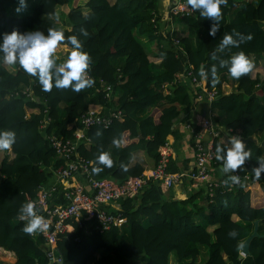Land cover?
<instances>
[{"label":"trees","instance_id":"trees-1","mask_svg":"<svg viewBox=\"0 0 264 264\" xmlns=\"http://www.w3.org/2000/svg\"><path fill=\"white\" fill-rule=\"evenodd\" d=\"M29 1L31 10L19 15L14 11L18 0H0V35L14 29L46 34L56 28L65 37L77 36L90 56L87 75L94 84L80 92L55 87L45 92L35 77L18 66L0 63V130L16 134L12 149L0 151V248L14 254L15 264H47L41 238L24 233L25 223L19 217L21 206L35 199L50 178L45 170L59 174L66 168L49 137L73 139L75 131L83 128L78 123L82 115L118 110L121 115L112 118L107 128L85 130L86 141L78 154L90 163L88 170L96 178L123 182L145 176L148 166L136 162L135 156L144 153L156 163L159 149L174 134V125L189 121L194 107L189 86L175 83L186 70L191 69L207 89L217 91L210 106L215 123L234 136L255 140L246 144L251 152L247 168L255 178L252 170L264 159V0H227L221 6L220 31L215 37L208 35L212 21L192 10L179 19L186 26L185 36L172 35L178 40L175 53L163 48L164 44L172 48V41L160 32L157 0H82L80 6L76 2L81 0ZM59 9L61 18L56 16ZM81 29L87 36L81 35ZM233 32L251 39L218 52L222 37ZM64 49L58 64L71 49L63 45L56 49ZM241 51L260 70L255 72L254 66L234 79L219 61ZM214 65L215 78L211 75ZM201 68L208 73L207 79L199 75ZM225 82L233 88L230 95L221 90ZM102 83L112 88L110 101ZM45 120L47 125L41 129ZM125 133L130 143L122 146ZM227 140L223 136L214 147L225 146ZM104 152L110 154L111 167L95 163ZM94 167L103 171L94 174ZM168 170L183 169L171 160ZM229 176L223 178L226 184L231 183ZM257 182L250 187L242 182L230 192L218 189L211 199L200 190L185 200L175 198L172 189L163 191L148 182L136 200H121L120 209L111 211L125 220L121 227L95 231L85 223L81 227L74 223L73 231L54 247L63 264H264V174ZM59 197L60 189L51 199L54 204H62ZM256 221L259 237L250 243L249 254L242 256L239 244L252 234Z\"/></svg>","mask_w":264,"mask_h":264},{"label":"built area","instance_id":"built-area-1","mask_svg":"<svg viewBox=\"0 0 264 264\" xmlns=\"http://www.w3.org/2000/svg\"><path fill=\"white\" fill-rule=\"evenodd\" d=\"M172 7L170 13L173 16L181 15V17H184L192 14L188 4L181 2V0H173ZM177 46L178 40L173 39V53H175ZM175 83L180 86H189V96L194 105L204 104L209 107L207 116L205 115L200 123V130L195 132L194 135V167L190 171L169 172L172 152L166 144L159 149V160L145 176L128 178L123 182L94 177L88 170L90 163L81 159L77 155V150L80 144L86 141L84 134L86 129L93 126L107 128L112 118L121 115L120 111L115 109H110L107 113L101 115L94 111L82 115L78 123L83 128H78L75 131L73 139L49 137L57 159L63 161L66 168L57 175L58 186H41L36 193V198L27 200V203H35L37 214L44 217L47 224L46 228L34 234H29L32 239L41 238V247L47 264H63V259L55 249L54 243L68 233V227H72L74 223L79 227L86 222L93 223L90 229L95 231L121 227L125 220L117 213H112L108 209V205L124 199L135 200L148 182L156 184L163 191H169L183 183H187L191 193L202 190L204 195L208 196V199H211L218 189L225 190L227 188L226 191L230 192L234 186L240 185L242 182L249 183L247 187L258 184L256 178H253L248 170L247 162L242 166V169L232 173L239 177L238 183L226 184L223 179H213V169H216L218 163H221L215 158L214 142L223 136H229L231 133V130L219 127L213 120L210 106L218 95L217 91L207 89L205 82L196 78L191 69L179 74ZM101 86L110 101L112 96L111 86L104 83ZM165 87V89L168 88V86ZM46 125L47 121L45 120L41 125V129ZM76 176L81 177L85 184H78L74 179ZM58 189H60L58 199L62 201V204H54L51 200ZM19 220L25 224L27 223V219H21V216Z\"/></svg>","mask_w":264,"mask_h":264},{"label":"clouds","instance_id":"clouds-1","mask_svg":"<svg viewBox=\"0 0 264 264\" xmlns=\"http://www.w3.org/2000/svg\"><path fill=\"white\" fill-rule=\"evenodd\" d=\"M189 8L198 11L201 18L210 19L212 24L209 27L208 35L215 37L220 31L219 24L222 19L221 6L227 4V0H187ZM18 7L14 10L17 14L26 10L28 0H18ZM81 35L87 36V32L81 29ZM234 36L238 37L234 39ZM245 39L239 33L225 34L220 40L218 52H223L229 47H239ZM63 45L71 50L67 57L57 63L55 55L58 46ZM213 59H216L215 55ZM0 63L8 66H18L25 73L35 77L43 91H51L53 87L58 89H71L80 92L86 87H91L94 80L88 77L87 72L90 64V56L83 51L81 40L75 36L65 37L62 30L49 28L47 33L39 30H28L20 32L13 30L10 33L0 35ZM219 66L227 68L229 75L239 79L253 70V63L241 51L231 56L228 60H220ZM217 68H211V75L215 78ZM199 75L207 79L208 73L201 68ZM99 135V133H97ZM16 142V134L10 130H0V151H10ZM114 144L118 143L113 141ZM216 160L222 163L221 171L225 174L235 173L242 169L251 157V152L246 150V144L238 136H230L225 146L217 145L215 148ZM98 165L111 167L113 161L107 152L101 153L95 161ZM258 166L253 168V174L257 180L264 174V159L258 160ZM94 174L103 171V168L94 167ZM232 183H238L237 175L229 176ZM227 183V181H226ZM21 219H27L22 231L27 234H34L47 227L45 218L37 214L34 202L23 204L20 209ZM235 232L229 235L235 236Z\"/></svg>","mask_w":264,"mask_h":264},{"label":"crops","instance_id":"crops-1","mask_svg":"<svg viewBox=\"0 0 264 264\" xmlns=\"http://www.w3.org/2000/svg\"><path fill=\"white\" fill-rule=\"evenodd\" d=\"M172 1L173 0H157L158 11H159V16H160V32L165 33L167 37H169V41L170 39L171 41L175 39L173 38L172 35H176V37H178L179 28L182 29L181 31L185 32L183 35L186 34V26L182 22L179 21V19L182 18L181 15L173 16L170 13V9L173 8ZM168 18H170V20L167 21L169 23H168V26H166L167 22H165V20ZM180 37H182V34H180ZM166 45L167 44H164L163 48L166 47V50L170 52L174 51L173 47L172 48L167 47ZM227 82H225L224 84H221L222 85L221 90L224 93V95H230L233 92V91L231 92V89L228 87ZM226 88L229 89V92H226ZM208 109H209L208 105H204V104L194 105L193 110L190 113L189 121L186 123H177L176 125H174L173 136H169L167 138L166 144H168L172 152L171 159L177 162V167H179L180 169H183L182 171L187 172L193 169L194 167V147H193L194 135H195V132L200 130V123L202 121V118L205 115L207 116ZM194 126L197 128V131L195 130ZM229 136H233V133L231 132ZM229 136L227 137L229 138ZM129 143H130V140L128 139V133H125L123 136L121 145L126 146ZM77 155L79 156L78 150H77ZM135 161L141 165L148 166V168L145 170L143 174H148L149 170H151L153 166L155 165V162L148 159L144 155V153H138L135 156ZM221 168L222 167L219 166L218 168L213 169L212 175L214 176L216 180H222L224 176L226 175L225 173L221 171ZM45 171L50 174V178L42 186L44 187L45 186L46 187L58 186L59 185V180L57 177L58 174L53 173L50 169H46ZM74 179L78 184H81V185L85 184L83 179L79 176H76ZM107 179H110L115 182L117 181L116 179L111 178V177ZM172 193L173 195H175V198L179 200H185L187 198V195L191 193V191L189 190L188 184L183 183L173 188ZM119 202L108 205V209L110 211H118L120 209ZM85 224H87L88 227H90L93 223L91 224L90 222H86ZM67 231L68 233H71L73 231V228L69 226ZM15 262H16V259L13 253L4 251L3 249L0 248V264H15ZM130 263L131 261H128L127 264H130Z\"/></svg>","mask_w":264,"mask_h":264},{"label":"water","instance_id":"water-1","mask_svg":"<svg viewBox=\"0 0 264 264\" xmlns=\"http://www.w3.org/2000/svg\"><path fill=\"white\" fill-rule=\"evenodd\" d=\"M241 139L244 141L245 144L254 143L255 142V140L252 137L247 138V139H244V138H241ZM262 146L264 147V143L262 144ZM258 225H259V222L256 221L254 223V228H253L252 234L244 242L239 244L242 256H247L249 254V245H250V243L252 242L253 239L259 237V235H258Z\"/></svg>","mask_w":264,"mask_h":264},{"label":"rangeland","instance_id":"rangeland-1","mask_svg":"<svg viewBox=\"0 0 264 264\" xmlns=\"http://www.w3.org/2000/svg\"><path fill=\"white\" fill-rule=\"evenodd\" d=\"M110 1V0H109ZM83 4V1L81 0V1H77L76 2V5L77 6H80V5H82ZM33 7V3L32 2H28V7H27V9L26 10H24L25 12H29L30 10H31V8ZM67 11H68V9L67 8H63V13H67ZM62 12H61V9H59V10H57V12H56V16H58V17H62L61 15H62ZM20 15V14H19ZM170 20V18H168V19H166L165 20V22H167V21H169ZM168 23L169 22H167L166 23V26H168ZM182 29L181 28H179V31H178V36L180 37V34H182V36H185V35H183L185 32L184 31H181ZM184 30V29H183ZM178 37V38H179ZM58 51V50H57ZM65 53V49L64 50H60V51H58V52H56L55 53V55H56V57L57 58H59V57H61V56H63V54ZM254 66H255V72L256 71H259L260 70V67H259V65H255V64H253ZM227 85H228V87L231 89V92L233 91V88H231L230 86H229V83H227ZM226 92H229V89L228 88H226Z\"/></svg>","mask_w":264,"mask_h":264},{"label":"bare ground","instance_id":"bare-ground-1","mask_svg":"<svg viewBox=\"0 0 264 264\" xmlns=\"http://www.w3.org/2000/svg\"><path fill=\"white\" fill-rule=\"evenodd\" d=\"M213 179H215V178H213Z\"/></svg>","mask_w":264,"mask_h":264}]
</instances>
